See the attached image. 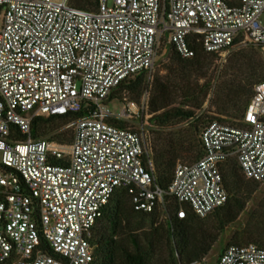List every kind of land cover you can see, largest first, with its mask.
Returning <instances> with one entry per match:
<instances>
[{
  "label": "built area",
  "instance_id": "2783aa9c",
  "mask_svg": "<svg viewBox=\"0 0 264 264\" xmlns=\"http://www.w3.org/2000/svg\"><path fill=\"white\" fill-rule=\"evenodd\" d=\"M0 9V264H96L93 228L118 189L136 212L174 199L184 219V206L205 218L229 201L222 168L230 160L264 184V81L240 126L202 130L204 156L178 164L167 189L145 139L111 122L143 115L148 89L141 104L125 92L118 115L108 106L125 79L145 71L151 83L163 40L183 58L195 55L193 39L216 56L236 41L264 55V0H97L94 10L0 0ZM85 109L69 145L32 138L35 116ZM218 264H264V248L230 245Z\"/></svg>",
  "mask_w": 264,
  "mask_h": 264
},
{
  "label": "trees",
  "instance_id": "16d2710c",
  "mask_svg": "<svg viewBox=\"0 0 264 264\" xmlns=\"http://www.w3.org/2000/svg\"><path fill=\"white\" fill-rule=\"evenodd\" d=\"M96 1L72 0V5L78 9L94 10ZM190 47L195 55L183 58L173 45L163 40L158 56H170L169 64L162 65L163 69L155 72L150 84L145 71L125 79L109 100L122 101V95L126 92L140 101L145 89L150 90L147 107L151 115L149 122L153 138L148 143V149L155 165L157 182L164 189L168 188L180 159L190 158L193 163L204 156L201 132L208 124L214 121L224 123L223 117H227L240 120L232 122L233 126L241 125L254 87L264 81V55L259 48L249 50L242 58L230 59L220 74L212 72L209 75L210 61L215 55L205 53L195 39L191 40ZM202 79L205 81L201 84ZM211 93L214 94L212 103L216 108L212 115L203 110ZM85 117H89L86 109L80 113L35 116L31 124L32 138L40 139L54 134L51 141L70 144L74 134L65 139L69 134L62 133L60 129ZM111 122L121 128L127 127L125 122ZM179 126L182 129L168 131ZM222 175L230 194L229 201L205 218H200L184 206L186 218L179 219L175 214L179 204L169 198L161 210L136 212L127 191L118 189L93 228L90 243L96 264L202 263L261 185L247 180L235 160L224 164ZM163 212L167 216L165 224L160 222ZM146 228L148 231L142 235L135 234L136 230ZM252 243L264 248V234L257 227H248L237 233L229 245ZM163 245L168 246V254L157 257L156 250Z\"/></svg>",
  "mask_w": 264,
  "mask_h": 264
},
{
  "label": "rangeland",
  "instance_id": "374dc122",
  "mask_svg": "<svg viewBox=\"0 0 264 264\" xmlns=\"http://www.w3.org/2000/svg\"><path fill=\"white\" fill-rule=\"evenodd\" d=\"M263 20H264V17H263ZM2 21H3V10L0 9V29L2 27ZM253 48H257V47L253 46L249 42H246L244 44H237L234 48H232L228 52H226L223 56H216L215 55L212 58V60L210 61L211 62V69H210L208 74L211 75L212 72H214V74H216V75L220 74L223 71V69L229 64L230 59L242 58L241 56H244L246 52H248L249 50H251ZM169 61H170V56L169 57H167L166 55L158 56L156 67H155V69L151 75V79L153 78L155 72H157L158 69H163L162 65L163 66L166 64L168 65ZM163 73H166V71H163ZM204 81H205V79H202L200 81V83L202 84ZM146 91H147V89H145V91L143 92V95H142L140 101L135 100V98L132 94H130L129 97L131 98L132 101H135L137 103L139 102V104H141V102L144 99L143 97H144V94ZM148 91H149L148 93L150 95V90H148ZM213 99H214V94L211 93V95L208 97V99L206 100V102L203 105V110L209 111L211 115H212V113L215 114V111H216V108L212 103ZM108 106H109L111 112L114 113L115 115L120 114L122 111V102L119 99H114L113 101L109 102ZM200 113L201 112H199V114ZM150 117H151V115H149L148 107H147V109L143 115L140 114V116L137 118L129 119L126 121H122V120H120V121L126 122L127 128L138 132L145 139V141L148 144L150 142L151 138H153V134L151 133L152 132L151 131V124L149 122ZM223 118H224L225 122L222 124L230 125V126H233L232 122H235V121L239 122L240 121V120L239 121L238 120H231L227 117H223ZM74 124H75L74 122H70L69 124L62 126V128L60 129V131L62 133L67 132L69 134V136H67L65 139H68V138L73 136ZM185 126L186 125H184L183 127H185ZM180 128H181V126L176 127L174 129H169L168 131L176 130V129L179 130ZM53 136H54V134H50V135L43 137V138L51 141V138ZM54 142H56V141H54ZM59 144H61V143H59ZM63 145H69V144H63ZM191 162H192V160L190 158H183V159H180L178 164H180V163H191ZM166 218H167L166 214L164 212L161 213L160 222L165 224ZM248 227H250V228L257 227L264 234V184H261L258 191H256L252 195V198L248 201L245 210L240 214L238 219L226 228V230L223 232L219 242L214 246L211 253L204 259V261L201 264H218V260L221 256V254L225 251V249L228 246H230L229 243L232 240V238L237 233L244 231ZM146 230L148 231L147 228L144 230H140V231L136 230L135 234L142 235ZM242 245H246V244H242ZM167 247L168 246L163 245L162 247L157 248V250H156L157 257H160L162 255L163 256L167 255L168 254Z\"/></svg>",
  "mask_w": 264,
  "mask_h": 264
}]
</instances>
